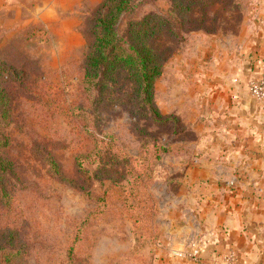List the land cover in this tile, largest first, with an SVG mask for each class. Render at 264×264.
Wrapping results in <instances>:
<instances>
[{"label":"rangeland","instance_id":"1","mask_svg":"<svg viewBox=\"0 0 264 264\" xmlns=\"http://www.w3.org/2000/svg\"><path fill=\"white\" fill-rule=\"evenodd\" d=\"M103 1L81 3L75 33L55 34L42 25L19 30L0 26V71H5L0 85L10 94L11 115L0 125V136L7 140L0 145V157L10 163L7 174L12 183L8 194L0 195V238L8 244L17 240L15 255L24 264L155 261L168 191L164 157L176 154L181 137H186L180 129L156 128L136 117L127 94L116 98L97 91L90 98L84 94L81 67ZM176 3L142 0L132 18L173 16ZM254 5V0H218L203 8L204 24L185 33L183 40L160 37L158 49L167 48L162 50L163 74L166 64L184 54L197 35H239ZM194 12L200 19L199 5ZM47 24L55 21L48 19ZM127 28L128 19L123 23L124 31ZM155 99L159 106L156 85ZM157 137L166 151L155 160L148 144ZM81 155L87 159L77 167ZM139 155L147 170L156 172L155 180L141 187L132 176L137 169L132 160ZM107 157L117 166H105ZM112 167L116 168L109 170Z\"/></svg>","mask_w":264,"mask_h":264},{"label":"crops","instance_id":"2","mask_svg":"<svg viewBox=\"0 0 264 264\" xmlns=\"http://www.w3.org/2000/svg\"><path fill=\"white\" fill-rule=\"evenodd\" d=\"M82 2L0 0V26L75 33ZM254 2L239 35H197L156 84L159 108L179 117L186 138L164 157L154 264H264V102L249 92L264 73V0ZM200 241L199 260L187 259Z\"/></svg>","mask_w":264,"mask_h":264},{"label":"trees","instance_id":"3","mask_svg":"<svg viewBox=\"0 0 264 264\" xmlns=\"http://www.w3.org/2000/svg\"><path fill=\"white\" fill-rule=\"evenodd\" d=\"M142 0H104L98 9L93 22L91 35L93 43L85 54L81 67L80 83L84 94L90 98L93 91L111 98L127 94L134 104V115L146 119L156 128H167L185 132L179 117L165 115L156 103L155 85L163 75L166 56L158 49L156 41L160 37H172L183 40L185 33L200 28L204 24L206 12L203 8L213 5L218 0H175L176 6L171 11L173 16L155 18L147 15L141 21L132 18L137 9V3ZM202 9L201 18H197L195 6ZM128 19V28L124 31L123 23ZM5 71H0L2 78ZM10 72V71H8ZM3 74V75H2ZM9 95L0 85V125L10 121ZM6 139L0 136V145H6ZM152 155L158 160L166 151L163 140L153 138ZM85 155L76 158L77 167L83 166ZM140 155L133 159L135 181L141 187L149 184L156 178L154 169L146 168V163ZM79 163V165H78ZM117 166L113 161L105 159V166ZM83 171L86 169L82 167ZM116 167H112V170ZM11 170L10 163L0 157V195H7ZM58 170V169H57ZM58 174L62 177L61 172ZM7 174V175H6ZM10 174V173H9ZM90 176V175H89ZM87 179L89 177H86ZM9 180V181H8ZM8 182V183H7ZM8 187V188H7ZM156 201L153 200L152 209L156 210ZM7 236L9 237L8 233ZM10 238V237H9ZM11 239V238H10ZM8 244L0 238V264H24L22 259L16 258V242ZM8 244V245H7Z\"/></svg>","mask_w":264,"mask_h":264},{"label":"built area","instance_id":"4","mask_svg":"<svg viewBox=\"0 0 264 264\" xmlns=\"http://www.w3.org/2000/svg\"><path fill=\"white\" fill-rule=\"evenodd\" d=\"M249 92L251 96L258 102H264V73L256 80L249 84ZM202 251V242H192L189 245V251L184 253L185 257L193 262H197ZM227 262H231V257L227 258Z\"/></svg>","mask_w":264,"mask_h":264}]
</instances>
